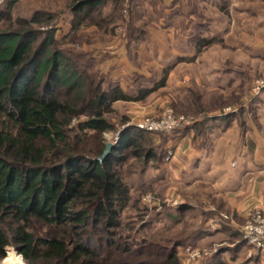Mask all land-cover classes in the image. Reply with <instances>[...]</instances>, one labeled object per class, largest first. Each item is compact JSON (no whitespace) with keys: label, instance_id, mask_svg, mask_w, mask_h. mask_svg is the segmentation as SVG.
Segmentation results:
<instances>
[{"label":"trees","instance_id":"1","mask_svg":"<svg viewBox=\"0 0 264 264\" xmlns=\"http://www.w3.org/2000/svg\"><path fill=\"white\" fill-rule=\"evenodd\" d=\"M109 1L70 0V31L92 14L102 13ZM3 19L8 13L0 11ZM53 19L49 11H36L30 19H21L17 28L0 29V260L8 258L5 247L13 244L27 264H180L182 239L177 238L156 263L148 261L149 255L143 257L144 249H131L128 236L121 241L120 214L130 193L119 165L129 154L159 165L167 150L157 145L144 150L143 138L153 140L151 134L126 123L110 152L99 159L106 146L103 133L116 127L106 117L112 104L142 100L164 86L171 66L136 95L117 83L103 88V76L95 80L86 75L70 52L60 48L54 26L44 31L34 27L50 25ZM104 19L94 23L100 25ZM217 41L216 36H194L197 51ZM59 88L64 89V98L59 97ZM203 108H196V113H203ZM231 115L206 116L185 128L201 134L208 129L207 122ZM82 116L86 119L70 126L73 118ZM33 220L49 226L51 235L30 231ZM232 234L240 236L237 229ZM243 246L241 238L228 246L231 259ZM218 251L212 255L213 264H226L224 250Z\"/></svg>","mask_w":264,"mask_h":264},{"label":"rangeland","instance_id":"2","mask_svg":"<svg viewBox=\"0 0 264 264\" xmlns=\"http://www.w3.org/2000/svg\"><path fill=\"white\" fill-rule=\"evenodd\" d=\"M204 1L206 2V0ZM204 1L200 3L197 0H179V7L182 10L181 14H175L169 18L167 0H118L115 4L114 0H110L102 13L92 14L90 20L85 21L76 31H70L72 15L69 7H66L68 0H14L9 7L3 6L0 8V11L8 13V19L0 21V29L10 28V26L15 29L21 19H30L36 11H49L54 15L50 25L42 24L40 26L34 25V27L44 31L54 26L58 45L60 48L70 52L71 59L80 68L85 69L86 75L92 76L95 80L103 76V88L110 83H117L123 91L130 95H136L139 89L154 85L161 77L162 70L171 66L164 86L156 89L142 100L118 101L119 103L112 104L111 110L106 114V117L116 127L113 131L104 132L103 137L106 143L109 141L114 143L117 142L119 131L123 126L127 125L126 123L134 125L136 122L127 113V106H130L131 102H136L134 104L140 105H146L150 102L151 106H156L153 113H146L140 116L141 118L147 115L156 116L166 106H170L175 114H183L194 122H202L206 116H209L210 112L204 107V103L209 104V102L215 101L213 96H216L217 92L212 87V74L214 71L225 69L227 66L215 61L216 58H220L217 53L220 48L208 45L201 47L197 51L194 46L193 49L198 55L196 59L191 61L189 57H180L181 55L191 54L192 48L185 44V40L190 38L188 36L191 34L195 35V32H198V23L205 21V15L211 17L212 14L216 13V11L212 12L210 9L211 0H207V3ZM40 5H44L42 6L44 8L47 6L45 8L47 10L38 8ZM179 7L177 6V9ZM103 17H106V19L100 22V25L94 23ZM223 24L225 23L223 22ZM43 36L41 34L38 40L42 39ZM113 41L122 42L124 47L121 51L124 54L127 52V59L130 63L143 72L142 75L132 74L130 79L129 77L128 79L125 78L123 84L126 81L128 82L126 89L119 82L109 79V74L112 71L111 67L108 69V64L115 58H110L105 53L104 55L101 52L98 53L104 50V44ZM116 50L119 51L118 47ZM226 52L224 51L225 54ZM124 54H116V57ZM110 55L115 56L114 54ZM238 58L237 69H235L238 71L236 76L240 78L246 77L247 69L243 75L239 72H242L248 66L242 61L241 56H238ZM249 68V82L252 85L247 98L253 102L257 100L256 96L260 97V93L264 88L261 89L259 95L257 94L250 99L252 88L259 80L264 81V76L261 75L262 69L260 70L258 65L251 64ZM225 80L223 79L224 83ZM196 87L201 90V97L200 94L198 95L199 91H196ZM242 89V87H235L237 92H241ZM225 91L226 95L230 88L228 91L225 89ZM58 92L59 97L64 98V89L59 88ZM202 106L204 107V112L201 114L196 113V108ZM184 110L186 112H183ZM85 119L86 117L84 116L73 118L70 126L75 127L79 121ZM165 136L166 134H151L153 140L144 137L142 141L144 150L155 149L156 145L157 148L160 147L165 150V142L161 141L165 139ZM154 137L157 141L154 140ZM169 149L167 148L166 150L168 151ZM156 166V160L146 161L143 157L130 156V154L126 157L125 162L119 165L121 178L128 186L130 193L128 206L120 214V219L124 224L121 230V241L123 242L125 237L128 236L130 248L133 250L136 248L144 249L143 251L148 254L145 253L143 257L149 255L148 261L151 260L152 263L162 260V254L175 245L177 238L182 239V241H179L181 245L178 247L179 252L183 251L184 247L188 245L200 246L199 248L205 251L203 258L200 260L204 264H213L212 255L219 252L217 248L223 247L225 252H230V248L227 246L234 245L241 238L240 236H234L232 234L234 229L230 227L225 228L226 234L223 236L224 240L220 247H218L219 245L197 244L193 237L199 232L191 228L192 218L188 217L186 219L187 215L178 213L176 208H173L174 211L170 212L168 204L164 202V198L169 197L170 193L165 194L162 185L161 189L160 186L149 183L154 177ZM148 192L157 195L164 202L160 209L144 205L141 202V196ZM171 197L173 199L177 198L180 204L181 198L177 192L173 195L171 194ZM173 220H177V222ZM28 229L37 236L51 235V228L43 222L33 220ZM219 237L221 238V236ZM6 248L8 258L10 259L11 256L12 258L10 260L7 258L8 260L4 261H2V258L0 264H12L16 258H21L22 264H27L22 259V255L16 252L13 244L6 246ZM157 252L161 253V255H157ZM121 257L123 256L121 255ZM237 257H239L238 261L241 260L240 263H242L244 253L240 252ZM134 258L132 256L127 259L133 260ZM243 264H246V261Z\"/></svg>","mask_w":264,"mask_h":264},{"label":"crops","instance_id":"3","mask_svg":"<svg viewBox=\"0 0 264 264\" xmlns=\"http://www.w3.org/2000/svg\"><path fill=\"white\" fill-rule=\"evenodd\" d=\"M178 1L167 0L169 18L181 14ZM198 1L203 3L204 0ZM210 2V9L216 13L211 17L205 15V21L198 23V32L195 33L219 38V41L210 45L220 48L217 52L220 58H216L215 61L228 67L213 72L212 87L217 91L216 96H213L215 101L204 103V107L210 112L209 116L227 115L221 112L228 106H238V111L233 112L230 117L209 121L208 129L201 134L193 128H185L186 126L166 134L165 139L161 141L165 142V149H172L173 155L155 167L154 177L149 183L160 186L161 189L163 186V192L170 193V196L175 192L179 194L180 208L168 205V209L173 212V208H176L178 213L187 215L186 219L192 218L191 228L200 233L193 237L197 244L220 247L226 234V227L238 230L248 210L257 206L264 209V89L260 97L256 96L257 100L254 102L247 98L252 85L248 73L250 65H258L260 70L262 69L261 75L264 76V0ZM69 4L70 0L66 7ZM42 6L44 5L38 8L47 10L45 9L47 6L45 8ZM195 35L191 34L188 36L190 38L185 40V44L192 48L191 54L180 57H189L191 61L198 57L193 49ZM117 47L120 52L116 50ZM123 47L121 41H113L104 44V50L98 53L115 58L108 64V69L111 67L112 71L109 79L119 82L126 89L128 82L123 84V80L128 77L130 79L132 74L142 75L143 72L130 63L127 52L124 54L121 51ZM224 51H227L226 54ZM120 53L124 55L116 57V54ZM238 56H241L242 61L248 66L239 72L243 75L247 69L246 77L236 76ZM223 79H226L225 83ZM235 87H242L244 90L237 92ZM224 88L227 91L230 88L226 95ZM196 89L201 97V90L197 87ZM117 103L119 102H114V105ZM131 103L127 106V113L133 121L139 120L140 116L146 113H153L156 108L154 105L151 106L150 102L146 105ZM154 140L157 141L155 137ZM221 214L228 216L222 220L221 228L216 231L209 230V220ZM229 247L232 248L233 244ZM246 251L244 245L240 251L244 253L242 263L241 260L238 261L239 257L231 259L230 252L223 251V259L226 264H243L245 261L247 264H264V252L250 259L246 257ZM199 263L204 264L203 261Z\"/></svg>","mask_w":264,"mask_h":264},{"label":"built area","instance_id":"4","mask_svg":"<svg viewBox=\"0 0 264 264\" xmlns=\"http://www.w3.org/2000/svg\"><path fill=\"white\" fill-rule=\"evenodd\" d=\"M11 0H0V6ZM264 88V81L259 80L252 88L253 96L259 94L261 89ZM238 111V106H228L222 111L223 114H229ZM194 121L183 114H175L174 110L170 106H166L156 116H144L137 120L134 125L142 130L148 131L150 134H169L176 130L182 129L185 126L191 125ZM173 155V151L170 148L167 151L166 159ZM141 202L144 205L150 207H156L160 209L162 203L176 206L179 204V200L169 196L164 198V202L160 198L151 193H145L141 196ZM226 214L213 217L208 222V229L216 231L222 226V220L227 219ZM241 240L244 242L247 248L246 257L252 259L254 256L260 255L264 252V209L261 207H254L247 211L243 223L238 228ZM205 251L199 247L185 246L184 250L178 253L180 264H197L204 256Z\"/></svg>","mask_w":264,"mask_h":264},{"label":"water","instance_id":"5","mask_svg":"<svg viewBox=\"0 0 264 264\" xmlns=\"http://www.w3.org/2000/svg\"><path fill=\"white\" fill-rule=\"evenodd\" d=\"M112 146H113V142L109 141L106 143L105 149L103 150L101 156L99 157L100 160H102L110 152V149ZM16 252L19 254L18 249H16ZM22 259H23V257H22Z\"/></svg>","mask_w":264,"mask_h":264},{"label":"bare ground","instance_id":"6","mask_svg":"<svg viewBox=\"0 0 264 264\" xmlns=\"http://www.w3.org/2000/svg\"><path fill=\"white\" fill-rule=\"evenodd\" d=\"M12 264H22V260H21V258H16V259H14V261H13Z\"/></svg>","mask_w":264,"mask_h":264}]
</instances>
